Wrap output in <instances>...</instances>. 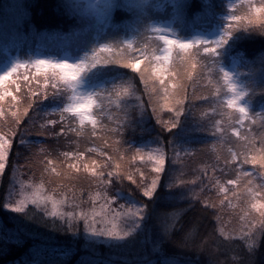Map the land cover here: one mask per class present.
I'll list each match as a JSON object with an SVG mask.
<instances>
[{"label":"trees","instance_id":"obj_1","mask_svg":"<svg viewBox=\"0 0 264 264\" xmlns=\"http://www.w3.org/2000/svg\"><path fill=\"white\" fill-rule=\"evenodd\" d=\"M3 2L0 0V7ZM185 3L184 20L197 23L187 28L175 21L176 28L185 36L191 30L201 28L203 21L197 18L202 17L205 10L211 9L213 16L223 14V0H188ZM23 6L26 13L24 26L31 27L29 40L43 43L48 47L44 51L59 55L68 50L71 55L96 56L99 63L106 64L86 73L91 81L103 82L102 86H96L97 103L91 109L94 118L91 122H80L77 116L62 109L72 91L64 83H56L58 79L55 80L53 74L46 73L45 79L49 83L45 87L34 86L32 79L36 73L31 68L25 71L27 77H19L21 84L16 92L21 90L20 99L24 98L27 110L17 125L7 117L0 121V129L7 128L12 133L8 156L10 168L0 179V264H264V215L258 218L254 229L250 222L242 234L233 235L222 226L216 207V199L223 193L219 188L221 184L225 185L227 193L255 179L254 172H264V81L249 84L254 86L247 95L251 108L240 123H235L238 116L235 110L228 106L223 108L227 128L223 126L221 138H225L226 153L205 161L213 170L211 176L220 182L213 184L210 180L208 188L195 193L190 182L192 177L200 176L197 166L187 162L182 172L172 161L175 140L181 138L176 132L182 130L190 134L188 128L198 122L191 138H220V134L201 127V118L197 120L200 113L213 107L211 86L208 89L201 83L205 76V57L197 49H194L197 52L187 49V53L176 49L169 66L161 70L154 66L152 56L161 49V41L146 26L154 19H169L172 15L169 5L164 11L148 6L144 13L135 15L137 21L128 16L129 11L117 9L112 23L102 30H96L92 25L85 30L83 26L79 28L76 18L64 11L60 0H23ZM126 39L132 45L131 53L126 50ZM51 43L56 44L52 47L57 50L56 54L49 49ZM121 48L123 52H113ZM262 52L264 22L240 32L239 39L230 48L228 62L236 59L240 65H247ZM130 54L142 58L140 68L146 65L151 71L155 70L151 76L148 73V83L142 81L145 76L140 69L135 70L128 63H134L135 56ZM128 84L135 86L141 95L142 113L129 103V116H125L124 123H118L125 99L130 98L126 95L124 102L120 99L115 105L112 102L116 91ZM173 84L175 87L167 96H159L157 92L151 96L149 89L147 91L149 87L159 92V88L169 89ZM164 104L169 109L164 111L161 108ZM50 105L54 106L55 112L43 113ZM168 116L177 122L176 129L165 125ZM51 119L53 122L47 121ZM147 124L150 128L144 130ZM234 128L236 131H231ZM149 138L163 139L167 160L148 195L138 191L139 187L122 171L118 176L114 174V179L109 178L110 184L118 188L113 190L117 205L121 204L120 198L132 197L143 209L137 223L121 228L122 236L117 239L88 237L73 217L50 212L37 203L12 204L13 198L19 195L12 182L10 170L13 165L17 174L40 180L44 169L51 168L49 160H53L55 167L56 161L81 160L84 166L76 167L77 171L72 172L75 174L64 186L68 188L67 198L71 200L68 213L76 209L88 210L93 206L91 196L103 183L88 172L93 168L98 176L108 174L105 155L121 164L135 152V147ZM231 150L236 158H231ZM91 161L92 164H88ZM243 171L247 172L240 174ZM237 176L241 178H238L236 188H229L226 182ZM119 192L122 196H118Z\"/></svg>","mask_w":264,"mask_h":264},{"label":"rangeland","instance_id":"obj_2","mask_svg":"<svg viewBox=\"0 0 264 264\" xmlns=\"http://www.w3.org/2000/svg\"><path fill=\"white\" fill-rule=\"evenodd\" d=\"M60 1L64 11L74 16L80 24L79 28L83 26V30L90 25L96 30L105 29L107 24L112 23L111 19L117 9L129 11L128 16L136 19V16L140 15L138 13H144L148 6L164 11L165 7L169 5L172 14L169 19H154L149 23V26H146L161 41V49L152 56L155 61L154 66L160 70L169 66L170 61L174 59L173 51L176 49L183 53H187L185 52L187 49H192V51L197 49L205 57L206 60L203 63L205 76L203 75L201 83L205 84L208 89L211 86L213 107L200 113L201 115L197 120L201 118V127L220 134V138H191L198 122L192 123L188 128L191 130L189 135L182 130L177 131L176 134L181 138L175 140L176 150L172 161L177 166V170L182 172L187 162L197 166L200 176L196 179L192 177L190 182L194 186L195 193H202L205 188L209 187L211 181L213 184H219L220 181L217 182L216 178L211 176L213 170L208 168L205 161L210 157L217 159L220 153H226V149L223 147L225 138H221L223 126L227 128L223 108L228 106L232 111L235 110L238 113L235 123H240L251 108L250 100L247 97L249 91L257 82L264 81V52L247 62V65H240L236 59L228 62L230 60L228 59L229 51L234 41L239 39L240 32L264 22V0H223L224 9L221 11L223 14L213 16L211 9L205 10L204 15L197 18V20L203 21L201 28L198 31L196 29L195 31L191 30L188 36L180 34L179 28L175 26V21L182 23L187 28H192L197 24L194 21L184 20L186 17L185 2L188 0ZM25 15L23 0H4L0 7V121L7 117L14 120L15 125H17L21 121L19 119L25 114L27 108L23 103L24 98L20 99L21 90L18 92L16 90L20 88L21 84L19 77H27L25 71L29 68L36 73L35 78L32 79L36 87H45L48 82L45 79L46 73L53 74V78L58 79L56 83L58 81L69 86L72 92L69 101L62 109L64 108L67 112L77 116L80 122L94 121L91 115L92 106L97 103L94 94L97 93L96 86H102L103 82L101 80L91 81L86 73L89 70L93 72L95 69L104 67L106 63H99L96 56L71 55L68 50H63L59 55L47 53L48 51H44V49L48 47L43 43L37 44L29 40L31 27L26 28L24 26ZM199 43H203L204 46H200ZM125 44H127L125 45L126 50L131 53L132 45L128 39H126ZM48 45L50 50H54V53L57 52L56 49L52 48L56 45L55 43ZM193 45L195 46L192 47ZM113 52H123V48ZM130 56L133 55L130 54ZM134 56V63L131 61L128 63L135 70L140 69L141 74L145 76L142 81L147 82L148 73L151 76V72H155V70L151 71L150 67L146 65H142L140 68L142 58L137 54ZM22 72L24 74L19 76ZM53 86L56 87V84ZM130 87L133 89L128 91ZM174 87L173 84V87L169 86V89L159 88V92L148 87L147 91L149 89L148 92L151 96L154 92H157L159 96H167ZM139 94V91L135 90V86L130 84L122 86L120 90L116 91L113 105L117 104L115 101L119 103V99L124 102L126 95H129L130 98L125 99L123 115L117 119L118 123H124L125 116H129V103L133 107H138V113H142V101ZM53 107L50 105L49 109L43 110V113L55 112ZM161 108L164 111L169 109L165 107V104ZM109 117H111L110 114ZM47 121L53 122V119ZM157 121L158 123L161 122L158 119ZM176 123L171 118L169 119V116L165 120V125L171 129H176ZM149 126L150 124H147L144 130H148ZM231 131L235 132L236 129H231ZM198 133L200 132L198 131ZM10 136L12 133L9 129H0V179L9 167L8 156L12 146ZM24 141L26 142L27 138ZM202 141L203 143H201ZM135 148H137L134 150L135 152L123 159L121 164L119 162L114 163L108 155H105L107 158L105 161L108 163V174L98 176L93 168L88 172L89 175L98 177L99 182L103 181L101 188L97 189L96 193L91 196L93 206L88 210L76 209L71 211V214L68 213L71 200L67 198L69 191L64 186V183H67L69 178L75 174L72 172L77 171L76 167L84 166L81 160L71 163L56 161L58 164L56 167L51 162L53 160H49L48 166L51 168L44 169L40 180L23 177L20 173L17 174L15 172L16 167L13 165L12 170H10L12 182L19 195L13 198L12 204L13 206H20L28 202L37 203L50 212L73 217L74 222L83 227L82 233L88 237L117 239L122 236L120 234L121 228H127L129 225L137 223L143 215V209L141 203L132 197H126L125 200L120 198L121 204L117 205L113 190H118V188L117 185L110 184L109 178L112 176L114 179V174L118 176L122 171L125 177H129L130 181L139 187L138 191L141 190L148 195L164 171L167 160L166 146L162 138L146 139ZM231 152V158H236L235 153L232 150ZM88 164H92V161ZM247 171L240 174H245ZM254 174L257 176L255 179L248 180L247 183L239 185L238 188L236 185L241 176L227 181L226 184L229 188H236L227 193H225V185L220 183L221 187L219 188L223 193L216 199V207L219 220L223 223L222 226L230 231L229 234H242L249 228L250 222L253 228L257 225L258 218L262 214L264 215V172L256 171ZM120 194L121 192L118 196H122ZM213 196L212 199H215Z\"/></svg>","mask_w":264,"mask_h":264}]
</instances>
